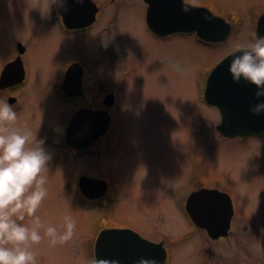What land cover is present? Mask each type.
I'll use <instances>...</instances> for the list:
<instances>
[{"label": "rangeland", "instance_id": "374dc122", "mask_svg": "<svg viewBox=\"0 0 264 264\" xmlns=\"http://www.w3.org/2000/svg\"><path fill=\"white\" fill-rule=\"evenodd\" d=\"M52 1L0 0V69L16 54L17 42L28 48V82L15 93L16 106L22 105L16 126L29 127L45 139L51 154L43 172L48 194L38 212L58 228L65 215L76 221L70 240L53 245L45 237L33 246L38 264H89L97 221L104 213L114 223L131 224L153 243L167 238V264H264V137L245 142L224 138L216 129L219 114L200 100L197 87L205 67L212 70L238 44L255 39L257 5L264 0H217L221 9L235 7L241 17L228 18L232 34L221 45H202L194 36L157 40L145 30L146 8L140 0H94L102 8L98 28L109 16L115 15V21L99 45L91 37L83 42L89 77L110 85L127 60L137 68L122 89L117 151L104 163L115 197L106 210L86 208L73 187L78 173L98 172L92 156L66 150L54 129L62 127L75 106L60 98L57 82L65 63L81 56L74 49L77 36L62 34L55 22ZM100 44L111 56L116 53L117 60L102 54ZM98 91L91 89L89 95L99 108ZM194 141L201 143L204 163L186 154ZM199 163L212 181L222 176L223 189L234 198L237 214L222 242L209 240L202 231L196 234L180 206L181 191L192 183L189 173Z\"/></svg>", "mask_w": 264, "mask_h": 264}, {"label": "flooded vegetation", "instance_id": "af4514ba", "mask_svg": "<svg viewBox=\"0 0 264 264\" xmlns=\"http://www.w3.org/2000/svg\"><path fill=\"white\" fill-rule=\"evenodd\" d=\"M91 1L96 5V7L98 9L95 16H94L93 21L91 23H88L85 25H75L73 27L67 26L63 16L58 12V10L56 8L55 0L52 1V6H53V12L52 13H53V18L55 19V22L58 23L62 34L67 35V36H71L72 38L77 36V38L74 42V43H76V45L74 46V49L81 56V59L77 55V57H75L74 59L72 58V59H70V61L65 63V65L63 67V71H62V77L57 82L56 88H57V92H58V95L60 96V98L66 102H74L75 106L69 112V115L67 116V119H66L65 123L62 125V127L61 128H54V129H56L57 132H60L59 136L61 139V145L66 150H70V151L76 153L77 155L78 154L79 155H85L86 153H89L88 155L92 156L94 163H95V164H93V167L97 168L98 172H95L96 174H91V175L85 174V173H81V174L78 173V177H76V179L74 180L75 184L73 183V187H74V190L76 191V193L82 199L83 203H85L86 208H88L91 205L92 208L94 207L95 209H98V210H106L107 208L110 207V205L112 203H114L115 197H114L113 192H112V184L108 178V173L104 171V163L108 162L109 158L114 153H116V151H117V145H118L120 138L122 136L121 126L119 125V122H120L119 105H120V100H121V95H122V89L126 85V79L129 78L132 75V73H134L136 71L137 68L134 64V60H127L126 66L124 67L125 69L123 68L122 71L117 73L113 82L110 85H108L109 83L99 84V82L101 80L89 77V68H88L87 64H85L86 57H85L84 52H83V45H84L83 42L85 41V38L91 37V41H93V43L95 45H99V43L103 37L102 35L105 32H109L111 30V28H112L111 24L115 21V18H114L115 15L109 16L108 19L104 21L105 23L100 28H98V26H99L98 23H99V20L101 17L102 8H101L100 3H97L94 0H91ZM113 1H115V0H112V2ZM140 1L143 3L144 7L146 8L145 15H144L145 30L153 38L160 40V41H165V42L169 41L171 39H172L171 42H173V40H175L173 38H175V37L190 38V36H194L196 41L202 45L214 44V43H209V42H206V41L200 39L199 36L195 32H180V31L166 32L163 30L155 31L151 28V24L149 22L151 20L160 22V24H157L160 27V29H162L164 26L169 27V25H170L169 21H174L175 19H178L177 16L180 14V9H181V7H179L180 5H184V6L188 5V6L207 8L215 16L222 17L227 22H229L228 21L229 19H231L232 21H236V20L240 21L241 20L240 13L238 12V10L235 7L232 6L233 8L230 7V8H228V10L221 9L223 7L218 6L219 3L217 2V0H210L207 2H203V3H197L195 0H140ZM155 3L158 4V7L156 8V10H153L152 4H155ZM167 7H169V8L167 9ZM167 10H170L172 12H169ZM215 11H218L219 13H216ZM257 12H258V14H257V17L255 19V24H254L255 26H254L253 32H255L256 34H258L260 36H264V29L262 30V32H260V34L257 33V27H258L259 20L264 17V3L259 5V6L257 5ZM231 26H232V24H231ZM232 29H233V26H232ZM231 34H232V32H231ZM225 42H223V43H225ZM223 43H220V45ZM15 47H16V50H15L16 54L14 55V57L11 60L4 63V65L0 69V77L2 75L4 68H6L7 66H9L13 63H17L18 67L22 68L24 70V78H23V81L20 82L19 84L10 86L4 90H0L1 91L0 94L4 98H7L9 102H10L11 98L15 99L14 102H10V103L13 104V106L15 105L16 111L19 112V110H21L22 105L19 104V106H16L18 104V101H19V98L16 96V94L21 89V87L26 85L28 82V72L26 69L27 68L26 67V58H27L28 48L25 47V45H23V43H21V42H17ZM99 47H100L99 51L103 50L102 54L109 56L108 58L112 59L113 61L117 60L115 58L116 53H112V56H111L109 51L108 52L105 51L103 49V47L101 46V44ZM73 64H78L79 65L78 69L81 70V73H82V76H81V89H82L81 92L82 93L81 94L79 91H78V94H72L73 91L68 87L66 89L67 92L63 91V89H62V83L65 80L66 71ZM207 68L209 69L211 67H207ZM205 70H206V67H205ZM205 70H204L203 74L201 75V78L203 77L202 83L200 81L201 80V78H200L199 79L200 82L197 85V87L200 91V93L198 95L200 97V100L207 107L215 110L219 114L220 123L216 126V129L220 133V131L218 130V127L223 121V119L221 117V111L216 106L208 104L205 100V97H204L206 79H207V75L211 69H209V71H205ZM7 83L9 84V81ZM96 87L99 89L100 93L102 94L100 98L98 95V99L102 103V106L99 105L100 106L99 108H98V106H96V104H94L93 97L90 98V95H89V90L95 89ZM258 102L259 101H256L255 104ZM106 103H109V105L107 106ZM81 109H89V110H93V111H97V110H103L104 111L105 110L109 114L110 124L107 128V132L106 133L104 132L101 136H99L94 141L93 144H91L90 146H88L85 149L78 150V149H75V148L69 146L65 142V135H66L67 126H68L71 118L73 117V115L76 112H78ZM223 137L227 138L225 136H223ZM260 137H264V131L260 132V134H253V135H248V136H240V137H236V138H227V139H230V141L245 142L248 139L260 138ZM196 140L198 141L200 139H196ZM104 141H106V143ZM103 142H104V144H103L104 147L102 148L100 145ZM200 148H201V143L194 141L191 143L190 146H188V148L186 150V154H188L189 156H196L199 159H202V163H204V160L200 154ZM202 163H199V167H197L196 170L194 168L191 169V174L189 173V177H190L192 183L190 185H187L181 191V195H180V199H179L180 206H181V209L184 213L186 220L188 221L190 226L193 227L194 232L196 234L199 232L201 233V231H202L203 235L206 234L209 240L216 241V242H218V241L222 242V241L228 239L229 236L228 237L227 236H221L219 238H212L211 236H209L208 232L205 229L197 226L196 223L188 216V214L186 212L187 198L191 194L198 193L200 191H216L219 194H221V193L222 194H228L231 197V199L233 200V206H234L233 207V214H234V216L236 215L235 214L236 213V206H235L234 198L228 193V191L224 190L222 187V183H223L222 178L223 177L221 176L219 178H215L212 181L211 178L206 175V172L204 171L205 165H202ZM84 177H88V178H92L94 180H97V183L94 184V187L92 189L86 191L88 194H90L91 198H86L80 189L79 181ZM135 180H137V178ZM100 182H105L106 186L101 185ZM156 203H157V201H156ZM234 216L232 217V221L230 222L231 224H230V228H229L228 232L231 230V226H232ZM101 217H103V218H101ZM101 217L97 221L98 232L96 234L95 239L93 240V247H92L93 257H94V244H95V241H96L99 233L102 230H105V229H127V230L135 232L139 237L145 239L148 243H151V244L158 246L157 248L159 249V252H158V255H156V257L158 256V258H160V256H161L162 260H163V254H164L163 249H165V251H166V256L164 258L165 264L168 263L169 252H167L168 250H166L167 247H166L165 241H164V239L167 240V238L164 237V239H161L162 240L161 242L153 243L149 239L145 238V236L141 235L140 232H137L136 231L137 229H135L131 224L114 223V220L113 221L110 220V217L106 213L102 214ZM103 222H105V223H103ZM151 224L154 226L157 225V223L153 222V221L151 222ZM227 235H228V233H227ZM198 251H199V249H198ZM153 258L155 259V257H152V259Z\"/></svg>", "mask_w": 264, "mask_h": 264}, {"label": "water", "instance_id": "95a60500", "mask_svg": "<svg viewBox=\"0 0 264 264\" xmlns=\"http://www.w3.org/2000/svg\"><path fill=\"white\" fill-rule=\"evenodd\" d=\"M55 5L69 27L91 23L98 10L91 0H82V2H78V0H55ZM179 7H181L180 17L170 23L169 27L164 26L160 29L157 25L160 22L151 20L149 21L151 28L155 31L195 32L204 41L212 43L224 42L229 37L231 27L222 18L214 16L203 8L188 5H180ZM185 7L189 11L185 12ZM263 27L264 17L259 20L257 33L260 34L264 29ZM234 54H237V51L223 59L212 70L205 90L206 100L210 104L217 106L221 112L227 109L234 110L237 115H240L241 124L244 121L246 131L241 132L236 130L237 124L234 125L232 117H226L224 114L218 130L229 138L251 135L264 130V114H253L248 104L252 101H264V97L257 99L255 96L257 91L255 85L246 83L243 80L239 83L233 81L229 73V64ZM81 75L82 73L78 66H72L67 72L63 88H70L73 91L72 94H78V91L81 94ZM22 78V70L17 63H13L3 70L0 77V89L15 85ZM8 81L9 84L7 83ZM10 102H14V99H10ZM106 105L108 106L109 103H106ZM109 123V116L106 111L81 109L72 117L66 130L65 141L75 149H85L107 130ZM95 183L97 181L87 177L79 181L80 189L85 196L90 197V194L86 192V188L90 187L92 189ZM100 183L104 185L103 182ZM202 200L210 201L212 206L214 204L217 205V200H219L225 206L221 211L225 212L226 216L221 220H217L215 217L217 211L213 210L209 205H204ZM194 205L204 211L205 219H198L191 214L190 206L194 207ZM188 207L191 219L197 226L205 229L209 236L212 238L227 236L230 228L232 207L230 199L225 194H219L216 191L194 193L188 199L186 208ZM126 233H130V236L126 235ZM135 243L141 245L140 251L134 248ZM150 247L156 248L158 246L148 243L129 230H105L100 233L96 240L95 257L98 259L117 260L119 264H137L141 257L150 259V256L147 255L149 252H153L148 249ZM155 259L158 260L159 264H162L161 256L158 258L155 255Z\"/></svg>", "mask_w": 264, "mask_h": 264}, {"label": "clouds", "instance_id": "9594fccd", "mask_svg": "<svg viewBox=\"0 0 264 264\" xmlns=\"http://www.w3.org/2000/svg\"><path fill=\"white\" fill-rule=\"evenodd\" d=\"M82 2V0H78ZM187 12L189 9L184 8ZM254 40L238 44L229 73L236 83L255 85L256 97H264V36L253 32ZM264 114V101L250 108ZM18 113L6 98H0V264H38L34 245L47 237L50 244L70 240L76 221L65 215L58 228L38 210L48 194L47 176L51 154L45 139L34 136L31 128L17 127ZM89 264H119L117 260L93 257ZM137 264H159L156 259L141 257Z\"/></svg>", "mask_w": 264, "mask_h": 264}, {"label": "bare ground", "instance_id": "6f19581e", "mask_svg": "<svg viewBox=\"0 0 264 264\" xmlns=\"http://www.w3.org/2000/svg\"><path fill=\"white\" fill-rule=\"evenodd\" d=\"M158 7V4L157 3H155V4H152V9L153 10H156V8ZM169 7H167V9H168ZM167 11H169V12H172V11H170V10H167ZM180 17V14L177 16V18H179ZM172 19V18H171ZM176 20V19H175ZM174 21H169V24L170 23H173ZM203 53H199L198 52V55H202ZM256 96V95H255ZM256 102V101H255ZM255 102H251V103H248L249 105H250V107H252L253 105H255ZM223 112V111H222ZM221 112V117H222V119H223V116H224V114L226 115V117H228V116H231L232 117V119L234 120V125H236L237 124V129L236 130H239V131H241V132H243V131H246V125H245V123H244V121H242V124H241V119H240V115H237L236 113H235V111L234 110H229V109H227V110H224V112L222 113ZM262 115V114H261ZM230 121H232V120H230ZM262 132V131H261ZM255 134H260V132H258V133H255ZM203 201V203H204V205H209V206H211L212 207V209L213 210H215V211H217L216 212V214L217 215H215V217H216V219L218 220V219H223V217H225L226 216V214H225V212H223V211H221L222 210V208H224L225 206L224 205H222L220 202H219V200H217V205H215L214 204V206H212V203H210V201H206V200H202ZM188 209H189V207L186 209V212H187V214L188 215H191V214H193V215H195V217L196 218H198V219H205V215H204V211L202 210V209H200V208H198V207H196L195 205H194V207L193 206H190V212H191V214H189V211H188ZM235 214H237V213H235ZM234 216V214H232V216H231V221H232V217ZM215 217H214V219H215ZM231 224V223H230ZM126 235H129L130 236V233H126ZM137 251H140L141 250V245L139 244V243H135V247H134ZM148 249H150V250H152L153 252H149L147 255L148 256H150V259H152V257H155V255H158V252H159V249L156 247H150V248H148Z\"/></svg>", "mask_w": 264, "mask_h": 264}]
</instances>
